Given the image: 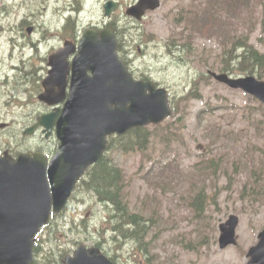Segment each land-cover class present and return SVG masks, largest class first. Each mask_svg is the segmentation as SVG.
I'll use <instances>...</instances> for the list:
<instances>
[{
    "label": "rangeland",
    "instance_id": "1",
    "mask_svg": "<svg viewBox=\"0 0 264 264\" xmlns=\"http://www.w3.org/2000/svg\"><path fill=\"white\" fill-rule=\"evenodd\" d=\"M19 0H16L18 2ZM81 4L82 0H78ZM124 4L131 2L132 0H121ZM189 2L190 0H183ZM182 0H161V6L158 10L149 13L143 22H141L140 32L138 30L130 31L127 33L125 42L129 45H124L123 58L127 60V66H130V70L135 75L143 74L145 77L151 78L154 82L160 84L163 88H167L169 94L174 97H181L187 94L191 90V83L196 84L197 74L204 72L203 63L205 60L210 63L215 58L220 60V56L217 57L219 51L215 42L193 40L195 42L193 50L188 52H177L167 54L166 50L171 48L167 47L166 43L171 42L177 38V44H180V30L181 24H177V30L174 29V25L171 19L174 15H184L188 13V21L191 22L190 15H193V7L188 4H184ZM253 1L254 0H250ZM14 0H0V8L2 4H16ZM65 2V0H62ZM99 0H83L84 12L81 14L82 23L85 24L88 18L97 20L100 14ZM69 5H73L71 0H68ZM22 12H20L21 14ZM120 15V14H119ZM121 16V15H120ZM17 12L10 13L8 18L15 19ZM122 22H127L121 16ZM239 18V17H238ZM240 19V18H239ZM129 25V24H128ZM131 26V25H130ZM234 30L245 29L246 26L239 25L236 22L231 24ZM251 28V27H249ZM230 33H233L232 28H227ZM183 30V29H182ZM136 31V32H135ZM225 32V31H224ZM140 35V36H139ZM187 35V33L185 34ZM260 36L259 26H255L250 38L247 39L258 51H264L263 42L258 41ZM150 37V38H149ZM149 38V40H148ZM151 39V40H150ZM55 42V41H54ZM169 44V43H167ZM56 45V42L55 44ZM136 47V48H135ZM133 48V49H132ZM130 49H132L130 51ZM239 49L236 55L241 54ZM221 53V52H220ZM28 55V54H26ZM228 57V56H227ZM187 59L188 61L184 60ZM217 61V62H218ZM220 64V63H219ZM257 69H261L264 72V67L258 66ZM196 89V90H195ZM193 89L194 94L201 95L202 99H191L185 103L186 108V127L183 130L177 129L176 125L170 127L168 138L170 139L166 143L160 136L154 135L148 143V149L146 156L151 157L150 161H144L140 166L139 152H133L134 154L122 153L121 150H116L112 153L115 163L124 169L127 185L129 184L126 192L128 193V201L130 208H140L143 206L159 203L158 214L161 218L166 219L163 223L168 222V215L172 214L174 221H176V228L174 235H184V242L191 241L192 243L199 242L198 246L191 252L185 251L175 244L171 245L166 242V238L160 239L154 243V248L157 249L154 252L159 253L161 262L166 264V258H172L171 264H244L245 259L236 250L238 246L243 249L248 248L256 242V231H259L264 226V198L263 202L260 195L255 194L253 186L248 177L251 174V168L247 161L243 159L242 154L247 147V143H252L253 138L243 135L241 130L247 129V123L240 119L245 118L241 115L240 111L243 107L251 105L252 103L240 92H234L216 85L215 83L205 84L203 81L199 82V85ZM225 100V108H219L220 101ZM208 104V106H206ZM204 106H206L204 108ZM230 110H228V108ZM233 107V108H231ZM210 108L214 114L215 123L222 124L225 131H228L235 136L232 139L231 145H228V151H213L212 154L216 159H222L226 163V174L218 169L214 178L205 181L204 193L206 197L201 203H204L202 210L194 217V212L189 211L190 208L186 203L183 205L181 200L184 196L182 193V186L184 179L181 177H174L173 173L167 178V182L160 185H153V181L147 185L146 181L141 178L143 172L151 168L150 162L161 161L168 156L177 155L180 162L188 163L190 166L196 160L187 161L184 157L186 149L193 150L195 145L193 144L195 139L197 143H205L207 137L201 133L204 126L218 125L211 122L208 119H204L201 124L196 121V113L202 109ZM208 114V112H207ZM221 117V119H218ZM257 115L253 114L251 118L257 120ZM175 120L171 119L169 123H173ZM160 132H166L165 125L158 127ZM149 131H153V127L148 128ZM239 132V135H234ZM256 140L254 139V142ZM118 152V153H117ZM223 153V155L221 154ZM147 159V158H146ZM219 166H224L220 163ZM235 164V165H233ZM157 177L162 178L160 175L151 174L149 179ZM258 178H256V181ZM246 182V183H245ZM245 183V184H244ZM172 184V186H171ZM263 184V181H261ZM146 197L149 198L147 202H143ZM210 197H214V200H210ZM179 204V207L177 205ZM74 206H78L79 210L73 214L74 223L83 221L86 225L84 233H78L80 240L84 243H92L96 240H101L98 234L91 233V224H100L102 213L100 208H93L95 216L91 213H83L82 205L75 203ZM179 208V209H177ZM151 210V209H150ZM148 215V213H147ZM234 215L238 218L237 226V245L235 247L226 248L220 250L216 245V238L218 231L217 226L224 222L229 216ZM67 225L66 238L72 237L75 230L68 229L69 217L65 219ZM160 225V224H159ZM208 226V229H207ZM92 227V226H91ZM80 227L77 226V230ZM157 226L153 228L156 231ZM62 229H60L61 231ZM168 233V232H167ZM169 235H172L168 233ZM63 233L57 235L61 238ZM166 235V233H165ZM45 237L44 235H42ZM52 236V235H51ZM150 237V236H148ZM205 241V242H204ZM81 242V241H79ZM204 242V243H203ZM44 247L47 244H42ZM71 243L64 242L63 247L71 248ZM165 249H162V246ZM130 250L122 251L125 257H128ZM128 264H133V260L128 259Z\"/></svg>",
    "mask_w": 264,
    "mask_h": 264
},
{
    "label": "water",
    "instance_id": "2",
    "mask_svg": "<svg viewBox=\"0 0 264 264\" xmlns=\"http://www.w3.org/2000/svg\"><path fill=\"white\" fill-rule=\"evenodd\" d=\"M89 57H93L91 61L96 63L101 72L105 69L110 72L106 77V91L104 90L103 93H108L110 90L119 92L117 89L124 92L130 91L128 101L131 102V105L126 109V102H123L121 111H118L115 115L110 111H100V113L97 111L87 118L76 117L73 120L70 119L71 121L68 119L61 121L64 118L59 119L56 131L60 140L58 155L51 162L47 171L51 183V196L48 195L46 190L47 179L43 159L21 157L17 162L6 159L4 163H0V183L5 179V186L11 190L10 194L0 196L2 207L0 208V264H27L30 261L29 254L16 253L11 250L14 238L19 240L25 236L24 219L18 218V215L29 210L48 214L51 201L54 208L58 210L63 205L74 180L82 169L93 161L102 150L106 134L115 131L122 133L131 126L141 125L149 121L156 122L169 113L164 97L160 92H153L149 86L139 84L129 86L126 77L118 71L114 60L106 64V54L101 50L92 52L87 46L83 45L79 56L74 61V65H80ZM52 64L55 65L54 62ZM61 75L63 76V74ZM54 80L55 74L53 73L52 81L48 82L47 86H53ZM228 83L243 88L246 92L255 95L264 102L263 84ZM145 88L151 90V95L148 97L143 95ZM48 92L49 90H46V93ZM118 100L122 102L121 99ZM26 204L27 209H25ZM12 207L14 209L11 211L9 208ZM39 220L37 218L36 222H39ZM234 224L235 221L231 219L225 225L219 227L222 246L232 242ZM10 228H12L11 231H9ZM27 228L33 229V231L36 230L33 224L31 228L29 226ZM260 238V244L253 251L258 248L256 255L262 258L264 233ZM12 260L15 263H12ZM71 264L97 263L79 259Z\"/></svg>",
    "mask_w": 264,
    "mask_h": 264
},
{
    "label": "trees",
    "instance_id": "3",
    "mask_svg": "<svg viewBox=\"0 0 264 264\" xmlns=\"http://www.w3.org/2000/svg\"><path fill=\"white\" fill-rule=\"evenodd\" d=\"M211 1V0H210ZM214 10L209 12L208 18L212 22L231 24L234 21L233 11L230 13H223L221 8L217 6L224 2L234 10L236 7L245 9L248 6L246 0H213ZM223 20V21H222ZM262 28L264 30V22L262 23ZM234 45L242 46L244 49L241 54L235 55L233 53V47L228 51L231 57L228 58L227 65L231 64L236 68L237 71H242L247 74L255 73V66H260L264 63V55H261L257 51L253 50L251 47L247 46L245 43V38L238 40L233 43ZM228 71L233 69L229 66L226 68ZM264 79L263 76H259ZM176 112H174L175 114ZM180 124H183L181 119H178ZM169 131V128H165ZM144 135H138L135 139L142 138ZM210 175L215 177L216 167L211 166L208 168ZM253 186L254 192L259 193L262 189L260 186ZM82 187L87 192L92 193V195L100 202L102 205H108L109 213L112 216L117 217L114 221V227L112 229L113 234H118L120 241L135 242L140 243V238L145 232H143L146 227L144 225L141 216L136 214H127L126 207L123 204L122 187H123V177L120 169L110 165L105 160H101L93 167L85 180L82 182ZM194 189V187H193ZM197 190L194 198L195 201L202 200L203 190ZM52 254L44 255V258L48 260L51 259Z\"/></svg>",
    "mask_w": 264,
    "mask_h": 264
},
{
    "label": "flooded vegetation",
    "instance_id": "4",
    "mask_svg": "<svg viewBox=\"0 0 264 264\" xmlns=\"http://www.w3.org/2000/svg\"><path fill=\"white\" fill-rule=\"evenodd\" d=\"M15 39H17V37L14 36ZM18 40V39H17ZM29 77L27 78V80H31L32 79V73H34V70L32 69L29 72ZM20 76L19 75H14L13 77L9 78V80H3L2 84V88L5 89L3 94L1 95V97H3L5 99L4 105L7 107L10 106H14L17 105L19 103V100L17 98V96L19 95L16 90L17 87L20 84ZM27 104H30V100H27ZM0 114H2L4 116V118H9V117H13V116H21V112H11V111H7L6 113H2L0 112Z\"/></svg>",
    "mask_w": 264,
    "mask_h": 264
},
{
    "label": "bare ground",
    "instance_id": "5",
    "mask_svg": "<svg viewBox=\"0 0 264 264\" xmlns=\"http://www.w3.org/2000/svg\"><path fill=\"white\" fill-rule=\"evenodd\" d=\"M13 38H14V36H13ZM14 39H15V38H14ZM15 40H17V39H15ZM98 203H99L101 206H103L102 203H100L99 201L95 202L96 205H97ZM103 207H104L105 209H109V208H110V206H108V205H104Z\"/></svg>",
    "mask_w": 264,
    "mask_h": 264
}]
</instances>
